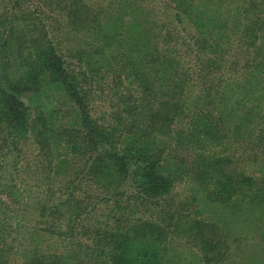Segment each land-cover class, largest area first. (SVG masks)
Masks as SVG:
<instances>
[{
	"label": "trees",
	"instance_id": "obj_1",
	"mask_svg": "<svg viewBox=\"0 0 264 264\" xmlns=\"http://www.w3.org/2000/svg\"><path fill=\"white\" fill-rule=\"evenodd\" d=\"M9 1L0 264L216 261L264 209V0Z\"/></svg>",
	"mask_w": 264,
	"mask_h": 264
},
{
	"label": "rangeland",
	"instance_id": "obj_2",
	"mask_svg": "<svg viewBox=\"0 0 264 264\" xmlns=\"http://www.w3.org/2000/svg\"><path fill=\"white\" fill-rule=\"evenodd\" d=\"M233 6L240 4L239 0H232ZM9 0H0V13L7 11L10 7ZM37 1L31 4L35 8ZM54 17L55 14L53 13ZM46 11V18H48ZM46 20V19H45ZM56 20V17H55ZM49 24H52L51 20ZM60 23H63L62 21ZM55 24V23H54ZM67 42H65V45ZM95 111L101 113L107 111L108 103L99 95L95 99ZM29 152V153H28ZM27 152L28 158L35 155L33 150ZM183 187L179 186L173 196L175 200L181 199L183 196ZM249 222L244 225H235L232 231L224 237L222 241L221 251L216 250L211 257L216 261L209 264H264V209L260 213L254 211ZM169 254L176 255L181 264H198L195 257L201 258L199 248L187 240L171 238L168 244ZM200 257V258H199ZM206 264V260L202 264ZM201 264V263H200Z\"/></svg>",
	"mask_w": 264,
	"mask_h": 264
}]
</instances>
